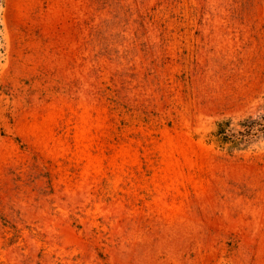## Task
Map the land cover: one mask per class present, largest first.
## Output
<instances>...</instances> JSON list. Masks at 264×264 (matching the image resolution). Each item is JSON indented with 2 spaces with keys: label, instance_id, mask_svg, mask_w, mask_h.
Segmentation results:
<instances>
[{
  "label": "rangeland",
  "instance_id": "rangeland-1",
  "mask_svg": "<svg viewBox=\"0 0 264 264\" xmlns=\"http://www.w3.org/2000/svg\"><path fill=\"white\" fill-rule=\"evenodd\" d=\"M251 121L264 0H0V264H264Z\"/></svg>",
  "mask_w": 264,
  "mask_h": 264
},
{
  "label": "trees",
  "instance_id": "trees-1",
  "mask_svg": "<svg viewBox=\"0 0 264 264\" xmlns=\"http://www.w3.org/2000/svg\"><path fill=\"white\" fill-rule=\"evenodd\" d=\"M246 132H245V137L249 138L251 136H255V131L256 132H261L264 133V126L261 124H258L260 126L258 129H256L257 122L256 121H251V122H246ZM255 125V126H254ZM244 135V134H243ZM220 140L224 141L225 143L230 142V143H235L237 141H231V137L229 136L228 132L223 129L221 130L220 134Z\"/></svg>",
  "mask_w": 264,
  "mask_h": 264
}]
</instances>
